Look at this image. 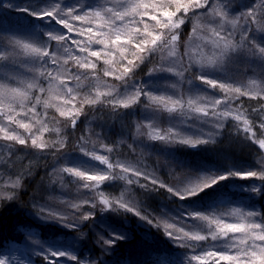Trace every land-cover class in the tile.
I'll use <instances>...</instances> for the list:
<instances>
[{
  "label": "snow or ice",
  "instance_id": "6c2138e0",
  "mask_svg": "<svg viewBox=\"0 0 264 264\" xmlns=\"http://www.w3.org/2000/svg\"><path fill=\"white\" fill-rule=\"evenodd\" d=\"M4 6L3 0H0V8ZM202 9L203 12L200 11ZM15 10L24 12L36 20L48 21L50 24L59 26V31L46 33V41L39 42L13 30L10 26L5 27V20L0 16V41L4 42V45L0 46V60H7L10 52L14 51L17 46H22L25 52L33 57L29 70L39 73L47 80L49 88L59 90L66 97L65 104L81 96V106L76 108L71 115L57 108L60 116L69 117L72 128H75L81 114H87L84 112V105L90 108H95L97 105L106 107L119 116L121 108L128 109L137 104L153 112L164 110L171 113L183 110L187 103L189 108L206 118L200 123L207 125V128H200L193 135L186 134L182 128L174 130L173 127H169L163 132L157 131L155 135H150V139L161 141L167 146L178 144L190 148L216 144V137L222 136L226 127L225 122H221V117L226 121L229 116H232V119L237 122L232 127L238 134L241 131L240 122L242 121L243 135L240 137L246 143L257 145L261 150L257 156L259 167L255 169L242 172L229 171L219 176L202 175L196 180L189 181L179 190L156 177H151V186L139 185L145 192L164 189L178 199L186 200L232 178L260 181L259 185H264V103L250 106V112L248 109L240 111L241 106L237 105L235 115H233L228 109H231L240 97L248 96L250 99H256L257 96L242 91L241 87L235 86L234 80L218 74L225 61L230 62L239 56L258 61L264 66V24L260 23V19L255 15L254 0L251 5L246 0H119V7L107 6L104 0L94 6L80 4L79 0L73 4H65L57 0L36 11L28 8ZM192 16H203L207 19L206 27L211 34L207 42L211 44L214 51L210 57L201 56L200 59H196L186 50L187 62H185L184 57L178 52L180 30ZM145 17L154 21L158 30H152L145 22ZM252 25H258V27L254 29ZM200 30L199 26L192 29L193 33ZM77 37H85L86 40ZM191 39L192 37H189L190 41ZM93 44L103 47L94 49ZM71 45H75V49H78L80 53H87V56L71 54ZM112 49L119 53L120 61L126 60V63L122 64V71L117 74L111 67L113 59H104L103 63L109 67L101 71L105 77L114 76L115 80L120 81L119 85H113L109 92L98 91L95 96L90 93L81 95L69 86L68 81L73 79L79 81L82 74L85 78L92 74L81 73L80 69H91L93 72L97 70V63L88 57H94L99 61L102 55L111 56ZM165 50H167V57L171 59L165 60L161 57L160 61L153 63L157 54ZM129 52L132 58L126 55ZM62 53H69V55L62 56ZM69 60L74 63L78 71H71ZM144 64L152 65L145 73L147 77L179 76L188 88L178 93L177 84L174 82L167 83L161 88L156 86L155 82L150 87L145 80H137L138 70ZM185 73L188 75L185 76ZM61 76L64 78L61 79ZM7 80V83L0 82V102L9 98L19 99V107L25 118L30 121L32 116H35L41 125L36 130L38 134H33L30 122L16 119L19 113L13 114L15 108L9 112L0 109V121H3L0 123V133L3 134L0 139L13 142L9 145V155H13L17 144L23 148L36 149L44 155H51L56 161L49 173L53 182L58 180L61 187H66V177H74L78 188H87L94 193L82 203L70 204L69 207L74 210L72 212L54 207L50 202H42L35 196L31 198V215L37 220L78 233L77 236L72 237L71 244L66 243L67 237L65 241L53 237L41 243L29 233L28 236L32 239V243L37 245L32 255L42 258L38 259L36 264H45V262L46 264H69V262L73 264H113L112 260L105 259V257L116 256L120 247L126 241L131 240L130 233L123 228L105 226L103 232H96L94 242L100 250V255L95 258L84 257L78 247L87 236V233L83 232V227L96 229L97 213L100 216L105 213H115L125 218H127L126 214L130 213L139 221L158 231L163 226L164 236L178 248L189 253L185 258V264H264V213L254 209L235 207L232 209V214L239 218V222H226L223 218L214 219L206 213H189L185 219L206 221L207 228L201 229L190 225L186 230L183 226H177L178 219L175 217L173 222H168L165 219L143 213L131 200H125L122 196L110 198L101 189V184L105 181H115L119 178L126 180L128 185L139 184L138 179L134 181L131 176H120L115 169L119 168L123 173L131 171V175L135 177L145 174L132 170L115 159H110L108 155L98 153L95 147L89 149L85 146L86 141L83 137L76 143L73 151L78 150L84 157L98 161L106 168L90 171L88 168L94 167L85 168L79 164H70L67 159L70 152L64 151L67 147L65 141L49 143L43 139L42 133L47 131V125L40 119L41 113L37 110V106L41 104L40 97H34V102H30L29 105L24 104V101L29 99L28 90L36 87V84L28 82L26 87L22 88L19 81L13 83V77H8ZM32 80H36L35 75ZM56 81L58 84L54 83ZM197 81L199 84L210 86L211 89H218L224 94L222 97H212L208 102L211 116L205 107H193L196 100L191 97L206 99L200 96L201 91L204 90L200 89ZM39 90L44 92L45 88L41 86ZM186 95L190 97L187 100H185ZM102 96L105 98L101 99ZM260 99L264 100V95H261ZM222 103L224 108L217 112V106ZM44 106L48 107L47 102ZM244 112H248V115L244 116ZM253 113L259 117L258 120L251 119ZM13 124L29 132V135L16 134L10 127ZM67 126L69 125H65ZM137 130H139V125ZM103 147L107 153L113 152L111 147L107 145ZM0 163L9 164L11 160L4 161L0 158ZM26 175H31V173H21L15 178L9 177L7 180L0 181V208L14 207L20 201ZM80 181L90 183H79ZM259 185L251 188L256 196L261 195ZM96 195L99 196L98 200ZM51 199L49 197V200ZM82 204L87 205L89 210H81ZM88 221L92 223L86 224L85 222ZM236 234L242 235L236 238ZM221 239H224L223 244L219 243ZM0 264H22V262L14 261L12 256L0 254ZM28 264H31V261ZM118 264H132V261H120ZM157 264H165L164 259L157 260Z\"/></svg>",
  "mask_w": 264,
  "mask_h": 264
},
{
  "label": "rangeland",
  "instance_id": "374dc122",
  "mask_svg": "<svg viewBox=\"0 0 264 264\" xmlns=\"http://www.w3.org/2000/svg\"><path fill=\"white\" fill-rule=\"evenodd\" d=\"M75 3L77 0H74ZM87 1V2H86ZM86 4L88 5H96L97 3L102 2V0L97 1L96 3H92V1L86 0ZM95 1V0H93ZM62 3L69 4L67 0H61ZM104 2L107 3V6H115L119 7V0H104ZM80 4H84L83 2H79ZM7 9V8H6ZM0 16H2L5 20V27H11L13 30L18 31L21 34L28 35L35 40L39 42H43L40 40V38H37L38 33H49V32H58L59 28L56 27H44L42 26L43 23L44 25H49L48 21H42L38 22L35 19V22L37 23L36 25V30H28L26 29V25H24L25 19L22 20V24L25 26H19L17 24L16 18L12 15H9L8 11L3 10V13L0 11ZM147 20V18H145ZM11 22V24H9ZM152 30H158L155 27V22L154 21H146ZM208 21L205 17H195L194 22H193V28L194 27H200L201 30L198 31L197 33H193L192 29L187 33L185 36L186 39L181 41L182 34H184V27L181 28L180 32V40H179V55L184 57L185 62H187V57L185 56L186 50L189 52L190 55L195 57L196 59H200L201 56L205 57H210L212 55V52L214 51L211 44L208 43V39H210L211 34L208 28H206ZM256 25H252L254 28ZM59 27V26H58ZM142 27V25H141ZM66 31V30H65ZM74 35V34H72ZM189 37H192L191 41L189 40ZM78 39L81 40H86L85 37H77ZM46 41V40H45ZM4 42L0 41V46H3ZM92 46H95L93 44ZM103 46L100 45L99 49H101ZM79 51V50H77ZM112 55L105 57L102 55L101 59L99 61L96 60V58L91 59L93 62L97 63V70L93 72L91 69L84 72L80 71L81 73H92L90 76H87V78H81L79 81L76 80H70L68 81L69 86L73 87L77 92L81 93V95L86 94L87 92L80 86L81 80H85L86 82H90V86L93 88V94L92 96H95V94L99 92H109L112 90L113 85H119L117 81L115 82L114 76H107L105 77L103 75V72L101 69L108 68V65H105L103 63L104 59H113V64L112 68L115 69L116 73L118 74L120 71H122V64L126 63V60L121 62L119 58V53L115 51V49H112ZM71 54L78 55L81 57H86L84 54L82 55L80 52L77 53L76 50H74L73 46L70 49ZM69 53H62V56H67ZM128 58H132L129 53H126ZM157 59L153 62L156 63L160 61L161 57H164L165 60L171 59L167 57V50L164 52L157 54ZM33 59L32 56L28 55L25 50L22 48V46H17L16 49L12 52L9 53V58L7 60H0V82H5L7 83L8 77H13L15 81L20 82V86L22 88L26 87V84L28 82H34L36 84V87L38 89V96H34L33 94V89L28 90V100L24 101L25 105H29L30 102H34L33 98L34 97H40L41 99V104L37 106L38 112L39 109H41L42 102L45 103V98L49 100V104L53 106V109L48 110L52 112L56 111V114L53 117H50L56 121V124L54 125V128L50 126L51 130H48L47 125V131H44L42 133L43 139L49 143L51 142H60V141H65L66 143H70V146L68 148H65L64 151L70 152L67 156L68 162L73 165H82L85 168L88 167H94V168H88L90 171H95L96 169H105L106 166L100 164L98 161L91 160L88 157H84L78 150L73 151L75 149L76 143L80 140L81 137L84 138L86 141V147L89 149H92L93 147L96 148L98 153H103L105 155H108L110 159H115L119 163H123L126 166H128L132 170H137L145 175H141L139 177H135L131 175V171L129 173H123L120 171L119 168L115 169V171L118 173L120 176H131V178L136 181L137 179L139 180L138 183H133L131 185H128L126 180L124 179H116L115 181H105L101 184V189L104 191L106 195H108L110 198L114 197H120L122 196L123 199L125 200H131L138 208L141 209V202L138 200V197L133 195V188L136 189H143L139 185L140 184H145L146 181H148V184H150L151 177H156L158 180L164 182L165 184H168L176 189L182 188L186 183L192 180L198 179L202 175H224L226 174L225 172H220V171H214V170H207L210 171L209 173H205V171H201V169L196 168L195 166H191L190 163L186 159H182L181 157L179 158H171L172 150L177 149L178 147L182 145H174V146H167L161 141H153L150 139V135H155L157 131L163 132L164 130L168 129L169 127H173L174 130L176 128H182L184 129L185 133L189 134H196L200 128H207V125H203L200 122L204 119L205 117L202 116L200 113H196L193 111L187 103H185V107L183 110H178L176 112H168V111H158V112H153L151 110H146L145 108L141 107L140 105L137 104V107L141 110L142 116L146 117V121H142L141 123L135 124L136 130L137 126L139 125V130L135 132L133 135V141L137 142L140 147L144 146V150L142 152L138 151L135 153L136 157H126L127 160H123L122 157H119V153L114 149L112 153H107L103 147L105 145V142H107L101 135V132H97L96 130L93 129L94 124L93 121L96 119L94 118L97 114L95 113L94 117L92 118V115L89 118L88 116L85 117V129L82 131L75 133L76 132V126L75 128H72L70 126V121L68 116H60L59 111H57V108L64 110L65 112H68L69 115H71L72 112H74L73 107L78 104L79 101H81V96H77V99L75 101H71L70 103L65 104L64 100L66 97H64L59 90H54L49 88L47 80H45L43 77L39 75V73H33L30 71V61ZM69 66H71V71L76 72L78 71V68L74 65V63L69 60ZM152 67L151 64H149V67L147 68L146 72ZM261 70V71H259ZM63 71V69H61ZM145 72V73H146ZM259 72L262 73V79L259 77ZM145 73H142L143 77L138 78L137 80H145L148 82L149 86H153V83L155 82L156 86H159L161 88L165 87L167 83H176L177 84V89L176 91L179 93L182 90H185L188 88V85L186 83H183L181 81V78L179 76L175 75H169L167 77H156V78H149L145 75ZM221 76H225L228 78H231L232 80L235 81V86L241 87L242 91H247L253 95L261 96L264 95V66H262L258 61H254L250 58H247L245 56H239L233 60L225 61L220 73H218ZM35 75L36 80L33 81L32 77ZM188 73H185V76H187ZM98 77V79H97ZM64 77L61 76V79ZM42 80H45V91L41 92L39 90L38 84H41ZM58 84V81L54 82ZM197 84L199 82L197 81ZM89 86V85H88ZM200 89L204 90L201 91L200 96L206 97L204 100H200L198 97H191L192 99L196 100V104L193 107H205V110H208L210 113V116L212 115L211 113V108L208 106V102L212 99V97H222L224 94L220 92L218 89H211L210 86L199 84ZM48 91V93H47ZM45 95H47L45 97ZM229 95H233L232 93H229ZM103 97V96H102ZM101 97V99H102ZM248 97V96H247ZM190 98L188 95L185 96V100ZM249 98V97H248ZM143 100V98H141ZM19 99H12L9 98L7 100H3L0 102V109H2L5 112H9L11 109L15 108V112L13 113L14 115L16 113H19V115H16V119L21 120L23 122H30L32 125L31 132L33 134H38L36 133V130L41 127L40 123L37 122V118L35 116H32L31 120L29 121L28 119L25 118L23 111H21L19 107ZM236 105L239 104V99L235 101ZM235 104L232 106L231 109H228L235 115ZM68 107H67V106ZM44 107V105H42ZM65 107L67 108L65 110ZM224 108V104L222 103L221 105L217 106L216 111L219 112L221 109ZM240 111H244L240 107ZM108 112V111H107ZM41 113V112H40ZM44 113V114H43ZM43 113H41V117H43L46 113L44 110ZM43 114V115H42ZM31 116V114H29ZM244 116H247L246 112H244ZM43 120V118H41ZM214 118V117H213ZM221 122H225V124L229 125L232 123L231 126H233L236 121L232 119V116H229L227 120L225 121L223 117H221ZM0 123H3V121H0ZM79 123V120H77V124ZM96 123V122H94ZM76 124V125H77ZM65 125H69L65 127ZM241 126V131L238 134L237 131L232 128V134L236 135H243L242 128L243 124L242 121L240 122ZM16 134L22 135V136H28L29 132L26 130L18 127L17 125L13 124L10 126ZM69 130L72 131L69 134L64 135L62 133L63 130ZM155 129V130H154ZM58 130V131H57ZM66 130V131H67ZM67 131V132H69ZM104 135V133L102 132ZM2 133H0V137H2ZM80 135V136H79ZM98 137H101L98 139ZM39 142V141H38ZM13 142H7L2 139H0V151H3L4 154L0 155V158L7 159V154H9L10 150H7L8 145H12ZM128 147H132V141L130 143L126 144ZM255 147L257 145L251 144ZM108 146V145H107ZM110 147V145L108 146ZM19 148V145H15V150ZM33 150L32 148H30ZM36 150V149H34ZM38 151V150H36ZM130 160L132 161L131 163ZM135 162V163H133ZM147 162V163H146ZM192 168H191V167ZM163 167H182L185 168L184 171L180 170L178 173L175 174H170V177L166 179L170 180H165V177L163 175H160L163 171ZM190 167V168H189ZM259 167L257 164V156L255 155L251 161L248 164H243L240 165L239 163L234 164L233 166H230L231 171H245V170H252ZM194 169V170H193ZM166 171V170H164ZM169 174V173H168ZM166 174V176L168 175ZM160 175V176H159ZM162 176V177H161ZM8 178H5L0 174V181L7 180ZM235 179V178H233ZM71 181V182H69ZM76 178L74 177H66V187H61L60 182L57 180L53 182V178L51 179L50 184H52V189L56 187L55 193L51 196V200H49V197L46 199L45 202H50L54 207L61 208L65 211L72 212L74 211L72 208L69 207L70 204L72 203H82L84 199H87L89 196H92L94 193L93 191L87 189V188H78L76 186ZM251 181V180H250ZM254 183L259 185L260 181H255L252 180ZM167 182V183H166ZM169 182V183H168ZM231 182V181H230ZM79 183H90L87 181H80ZM117 183L118 188L114 187V184ZM218 185V184H217ZM217 185H215L213 188H216ZM254 186H251V188ZM250 188V192L251 191ZM212 189V188H211ZM22 190V189H21ZM163 192H165L166 197L168 199H171L172 201L170 204H164L161 207V212L158 213L155 217L156 218H162L167 220L168 222H173V218L175 217L178 219L176 221L177 226H183L187 230L190 225L193 227H198V228H207V222L206 221H192L190 219H185L189 213H206L210 216H212L214 219L215 218H223L226 222H239V218L235 215L232 214V209L235 208L236 206H232V204H227L226 203V198H218V200L213 203L209 204L206 208V210H200L197 207H194L191 204L183 203V200L178 199L176 196L171 195L164 189H159ZM156 192V191H155ZM137 197V198H136ZM96 199H99V196L96 195ZM176 201V203H174ZM44 202V201H43ZM213 205V206H212ZM243 208V207H242ZM82 209L89 210L87 205L82 204ZM29 215V214H28ZM97 220H96V229H94L96 232H103L104 227L107 226L106 222H101L102 217L100 216L99 213H97ZM29 217H32L31 219H34L36 222L42 223V224H48L42 221L37 220L34 216L30 215ZM86 224H91L92 221L85 222ZM163 229V226L161 227ZM86 229H90L89 227L85 226L83 227V231ZM67 230V229H65ZM164 230V229H163ZM69 231V230H68ZM232 235V234H229ZM242 234H236V238H240ZM36 239V238H35ZM38 240V239H37ZM40 241V240H39ZM41 242V241H40ZM251 242V241H250ZM44 243V242H41ZM216 243V242H212ZM220 244L224 243V239H221L219 241ZM211 246V245H209ZM22 250H15L11 252L12 254L15 253L14 256V261L22 262V264H28V262L34 257L35 255H32L33 249L37 248V245H34L32 243V239L30 237H25L22 240L21 243ZM187 255H184L182 257H179L178 260L182 263L185 264V258ZM73 262H69L71 264Z\"/></svg>",
  "mask_w": 264,
  "mask_h": 264
},
{
  "label": "trees",
  "instance_id": "16d2710c",
  "mask_svg": "<svg viewBox=\"0 0 264 264\" xmlns=\"http://www.w3.org/2000/svg\"><path fill=\"white\" fill-rule=\"evenodd\" d=\"M86 0H79V2H85ZM92 3H96L99 0H89ZM57 0H3L4 7L0 8L1 13L3 10L8 11L9 15H12L16 18L17 24L19 26L26 25L28 30H36V25L38 22H42L35 19L31 16H28L24 12L16 11L15 9L28 8L33 11L39 10L49 4L55 3ZM69 4L75 3L74 0H67ZM250 5L253 3V0H246ZM255 6V15L260 19V23L264 24V0H254ZM7 8V9H6ZM200 11H204L203 9ZM191 16V13L189 14ZM147 18V17H145ZM25 19L24 25L22 20ZM195 16H192L191 19L182 27L186 31L182 34L181 41L186 39V35L193 28ZM148 21L145 20V22ZM44 27H56L53 24L44 25ZM258 27L256 25L254 29ZM25 28V26H24ZM207 28V27H206ZM37 38H40L41 41L46 40V36L43 33H38ZM73 46L74 50L75 45ZM100 45L92 46L94 49H99ZM84 56L87 53H81ZM160 54V53H158ZM158 57H156L157 59ZM88 59H94L93 57H88ZM149 64L141 65V69L138 70L137 79L143 77L142 73H145ZM90 70V69H88ZM80 69V71H88ZM261 71V70H259ZM259 77L262 79V73L259 72ZM85 78V75H81V78ZM117 80H115L116 82ZM41 84H38V87L45 86V80L41 81ZM120 84V81H117ZM89 85V86H88ZM80 86L81 89L85 90L87 93L93 94L94 91L90 82L81 80ZM34 96H38V89L34 88ZM48 93V91H47ZM47 95H45L46 97ZM105 97H102L104 99ZM48 107H43L44 102H42L41 109L39 111L43 113L45 110L46 113L43 117V121L46 125L49 124L48 130H51L50 126L54 128L56 121L50 117H53L56 114V111L52 112L48 110L53 109V106L49 104V100L45 98ZM264 103V100L260 99L258 96L256 99H250L247 96H242L239 98V104L241 109H248L250 112V106H258L259 104ZM139 105V104H138ZM67 106V105H66ZM81 106L79 101L73 110ZM237 105L235 104V107ZM68 107V106H67ZM84 112L86 115L81 114L78 118L79 123L76 125V132L82 131L85 129V117L92 115L94 117L95 113L97 114L93 121L94 127L98 133L101 132L102 137L107 141L105 145H110L111 148H114L118 153L119 157H122L123 160H127L126 157H136L135 153L144 150V146L140 147L137 142L133 141V135L135 134L136 127L135 124L146 121V117L142 116L141 110L137 105L130 107L128 109H120V115L117 116L113 114L109 108L101 107L97 105L95 108H90L88 105H84ZM67 108L65 107V110ZM95 111V113H94ZM108 111V112H107ZM44 114V113H43ZM42 114V115H43ZM248 115V112H246ZM251 119L256 121L259 117L253 113ZM96 122V123H94ZM232 123L227 124L222 136L216 137L217 143L210 145H201L197 148H190L187 146H180L175 150H172L171 158L186 159L191 166L209 173L207 170H214L225 172L226 174L231 171L230 166L239 163L240 165L248 164L251 159L260 153L258 146L255 147L251 143H246L240 136L232 134ZM85 126V127H84ZM63 130V129H62ZM67 130V129H66ZM63 130L64 135L69 134L72 131L67 132ZM104 133V135L102 134ZM259 134V133H258ZM80 136V135H79ZM46 141V139H45ZM132 141V147H128L126 144ZM68 148L70 143H66ZM1 150V149H0ZM7 150H10L9 145ZM4 154L3 151H0V155ZM11 160V163L5 164L0 163V174L5 178H15L18 174L30 172L31 175H26L23 181L24 187L21 190V199L20 201L11 208H0V254L5 256H14L15 253H11L15 250H22L21 243L25 237H29L28 234L31 233L32 237L45 242L47 240L55 237L57 240L65 241L67 237V244L72 243V237L77 236L78 233L70 232L63 228H60L57 225L53 224H42L36 222L32 217H29L31 211V198L35 196L36 199L41 200L42 202L46 201L48 197H51L55 191L56 187L52 189V184H50L52 176L49 175L53 167L54 158L51 155H44L39 151L31 150L30 148H23L19 146L17 150L13 153L12 156L7 154V159L4 161ZM132 161L130 160L131 163ZM135 163V162H133ZM147 163V162H146ZM190 166V167H191ZM189 167V168H190ZM182 167H163L162 173L165 177V180L170 177V174L178 173L180 170L184 171L185 168ZM192 168V167H191ZM166 170V171H164ZM194 170V169H193ZM169 173V174H168ZM166 174H168L166 176ZM159 175V176H160ZM162 177V176H161ZM231 181V182H230ZM167 183V182H166ZM169 183V182H168ZM148 184V181L145 182ZM150 185V184H148ZM151 186V185H150ZM251 186H257L252 180H240V179H229L222 181L217 185L216 188L209 189L205 192H202L200 195L183 200V203L191 204L198 209L206 210L209 204L215 203L218 198H226L227 204H232L236 207H244L249 209H254L258 212L264 213V185H259L261 188V195L256 196L250 192ZM114 187L118 188L117 183L114 184ZM133 195L138 197V200L141 202V211L145 214H150L155 217L158 213L161 212V207L164 204H170L172 201L166 197V193L161 190L156 192H145L144 189L132 190ZM136 197V198H137ZM176 203V201L174 202ZM213 206V205H212ZM81 210H84L81 208ZM85 211V210H84ZM29 214V215H28ZM127 218L122 215L115 213H105L102 217L101 222H106L107 226H112L117 229L123 228L127 230L131 235V240L126 241L118 250L116 256L105 257V259H110L113 261V264H118V262H123L125 260H131L132 264H157V260L163 258L165 264H182L178 258L184 255L189 254L184 249L178 248L173 244L167 237L163 234V229L159 231L155 228H152L145 223L139 221V219L132 214H126ZM98 218V216H97ZM87 233L85 239L81 242L80 250L83 252L84 257L95 258L100 255V250L95 244L96 231L94 229H86L83 231ZM38 259L36 256L32 257L31 264H36ZM46 264V262H45ZM73 264V263H71Z\"/></svg>",
  "mask_w": 264,
  "mask_h": 264
},
{
  "label": "water",
  "instance_id": "95a60500",
  "mask_svg": "<svg viewBox=\"0 0 264 264\" xmlns=\"http://www.w3.org/2000/svg\"><path fill=\"white\" fill-rule=\"evenodd\" d=\"M259 151H261L259 148H258Z\"/></svg>",
  "mask_w": 264,
  "mask_h": 264
}]
</instances>
